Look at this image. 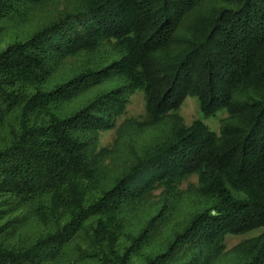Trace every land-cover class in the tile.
I'll list each match as a JSON object with an SVG mask.
<instances>
[{
    "label": "trees",
    "instance_id": "1",
    "mask_svg": "<svg viewBox=\"0 0 264 264\" xmlns=\"http://www.w3.org/2000/svg\"><path fill=\"white\" fill-rule=\"evenodd\" d=\"M137 92L166 130L115 157ZM258 231L231 264H264V0H0V264H217Z\"/></svg>",
    "mask_w": 264,
    "mask_h": 264
},
{
    "label": "rangeland",
    "instance_id": "2",
    "mask_svg": "<svg viewBox=\"0 0 264 264\" xmlns=\"http://www.w3.org/2000/svg\"><path fill=\"white\" fill-rule=\"evenodd\" d=\"M59 7V2L53 4L52 8L47 9L44 13L42 12L37 16L38 19H43L54 11V9ZM127 113L121 117L118 123V128L120 125L127 121H131V128L129 131H134V135L130 138L127 146L126 143L120 144L119 137L123 136V132H118V130H112L108 133H103L101 136L100 145L101 148H106L113 150V156L115 157H127L132 152V149L136 151L142 150L145 146L154 142L156 140L161 139L162 135L166 130V125L158 126V127H149L145 121L146 115V101L144 94L142 92L135 93L131 99L130 103L127 106ZM180 117L182 118L184 124L186 126H191L197 120L204 121L214 132H219L221 127V120L226 117L225 112L219 113L216 117L211 119L204 118L199 104L196 99L188 98L184 105L182 106L180 112ZM134 123V124H133ZM120 152V155L118 154ZM188 183L195 184L196 179L192 178L188 182L184 183L182 188L184 191L187 189ZM158 199V198H157ZM183 214V212H182ZM184 215V214H183ZM183 215H177L176 222H180L178 220L182 219ZM261 234V231L251 233L245 236L238 237H228L226 238L225 245L226 250L225 254L218 259L217 264H231V260L233 257L232 249L239 245L244 240L256 237Z\"/></svg>",
    "mask_w": 264,
    "mask_h": 264
}]
</instances>
